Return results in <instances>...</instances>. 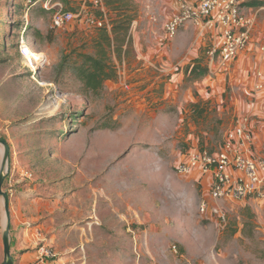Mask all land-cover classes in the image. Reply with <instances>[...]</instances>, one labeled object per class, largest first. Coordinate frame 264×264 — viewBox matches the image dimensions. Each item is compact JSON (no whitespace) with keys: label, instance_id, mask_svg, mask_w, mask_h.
Segmentation results:
<instances>
[{"label":"rangeland","instance_id":"374dc122","mask_svg":"<svg viewBox=\"0 0 264 264\" xmlns=\"http://www.w3.org/2000/svg\"><path fill=\"white\" fill-rule=\"evenodd\" d=\"M108 1V20L134 16L131 43L121 56L111 52L117 76L93 92L65 66L96 53V0H0V137L10 146L3 184L10 205L45 209L40 221L50 227L44 240L54 264H264V200L225 199L221 216L201 212L204 200L211 203L207 180L177 169L192 150L216 149L239 117L264 149V88L252 98L258 64L244 70L251 86L239 70L229 75L237 63L222 76L211 64L208 50L220 34L189 21L169 36L166 22L198 0ZM60 8L75 16L56 27ZM263 30L264 10L255 32ZM22 36L30 57L41 60L37 68L20 52ZM195 64L208 73H187ZM192 94L187 106L171 101ZM4 150L0 144V171ZM6 223L0 195V264ZM23 228L14 231L15 245L38 237ZM15 249L18 258L28 253L24 264L35 263L29 244Z\"/></svg>","mask_w":264,"mask_h":264},{"label":"built area","instance_id":"2783aa9c","mask_svg":"<svg viewBox=\"0 0 264 264\" xmlns=\"http://www.w3.org/2000/svg\"><path fill=\"white\" fill-rule=\"evenodd\" d=\"M96 4L105 9L103 0H96ZM243 4V0H198L194 3H182L179 11L166 22L165 29L173 37L184 23L191 21L220 34V39L208 50L211 64L218 75L232 70L239 56L256 45L259 61L254 72L252 98H255V93L264 88V30L257 42L253 41L258 15L264 10V5L249 9ZM74 16L71 11L56 9L53 23L60 27ZM100 22L102 25V21ZM19 48L26 64L31 67L36 64L37 68L41 60L30 57L31 48L25 36L21 37ZM177 169L182 174L198 171L203 178H207L211 203L204 200L200 205L201 212L212 209L221 216L223 209L218 203L225 199L235 202L247 198L264 200V149L260 147L247 117L237 119L235 125L224 133L218 148L211 151L192 150L184 155ZM38 252L34 264H54L55 252L51 247L42 244Z\"/></svg>","mask_w":264,"mask_h":264},{"label":"trees","instance_id":"16d2710c","mask_svg":"<svg viewBox=\"0 0 264 264\" xmlns=\"http://www.w3.org/2000/svg\"><path fill=\"white\" fill-rule=\"evenodd\" d=\"M110 3L111 1L106 4L103 2L104 10L99 5L101 7L100 16L97 17L102 21V25L98 26L96 53H83L80 63L75 62L76 64L65 66L74 72L76 78L84 84L86 91L99 92L103 89L105 81L116 78L117 69L111 63V52H117L121 56L125 52L124 48L131 43L129 27L134 16L118 13L114 19L108 20ZM114 9H119V7ZM37 32L39 33V31ZM186 72L199 78L204 77L208 73V69L201 64H195L193 67L187 66ZM199 105L200 103L194 104L195 108Z\"/></svg>","mask_w":264,"mask_h":264},{"label":"crops","instance_id":"0c3cea01","mask_svg":"<svg viewBox=\"0 0 264 264\" xmlns=\"http://www.w3.org/2000/svg\"><path fill=\"white\" fill-rule=\"evenodd\" d=\"M244 4H247L246 7L249 9H255L256 7H261V5H264V0H243ZM251 13V11H250ZM262 34V33H261ZM261 34L257 32H254V42H257V39H259V37L261 36ZM211 38H214L215 40H218V37L215 35V33H212ZM259 61V56L256 52V45L252 46L249 51H247L246 53H244L243 55H241V57L239 58L237 64L238 66L236 67V70L234 69V71L229 72V75L233 74V72L235 71H240L242 72V83H248L252 86L253 82H254V78L249 79V82L246 79V74L245 71L247 72L248 69H250L251 65H255L256 63L258 64ZM246 67H248L247 69H245ZM245 70V71H244ZM221 75V74H219ZM222 76V75H221ZM219 78V77H218ZM217 78V79H218ZM225 77H222V79L224 80ZM240 78V79H241ZM216 79V80H217ZM222 79L220 80V82H222ZM209 78H206L204 82H208ZM219 81V79H218ZM218 81H214V84L216 85ZM172 85V84H171ZM213 86V85H212ZM175 88H177L176 86H174ZM170 90H173L172 87L170 88ZM199 90V89H198ZM201 97H204L203 95ZM244 97V96H243ZM245 98V97H244ZM250 98V97H248ZM256 98V97H255ZM254 98V99H255ZM171 101L173 104L180 106H187L189 103L191 102H195V98L192 95H189L188 97L186 96L184 99L179 100L178 98H176V96H171ZM251 99V98H250ZM185 101V102H183ZM237 102V100H236ZM242 105V103H241ZM238 107H240V102L237 105ZM243 115V114H240ZM221 143V142H220ZM219 143V145H220ZM219 147V146H218ZM216 147V148H218ZM207 180V178H205ZM205 180V181H206ZM204 181V182H205ZM203 182V183H204ZM207 182V181H206ZM41 198H37V202L40 203ZM34 207H31L30 210L28 212L26 211H22V209H19L16 211L15 206H14V201L11 200V205H10V210H11V226H12V236H11V252H12V256L14 258L15 264L17 259H20V263L24 264L25 262H27V260L25 259V256L28 255V253L20 255V257L18 258V255H16V249L15 246L17 245V247L19 249H22L23 247H25L27 244H29L31 246V257H33V263L36 261V259L38 258V248L40 245L42 244H47L45 242L44 239L46 235L44 229H48L50 227H48L47 225H45L44 222H41L40 220H42L43 216H45V209H42V207H40V210L36 209V204H34ZM51 211V209H49V212ZM60 212L64 213L63 209L60 210ZM47 215V213H46ZM65 215V214H64ZM64 215L62 216V218L64 217ZM70 215V214H68ZM19 225H23V231L25 230V232H27L28 230L30 231L31 227H34L36 234L38 235V237L35 239L33 237H29V238H21V240L16 243V245L14 244V235L16 236V233L14 232L15 229H17V227H19ZM33 232V233H34ZM29 233H26V235ZM36 246H38L36 248ZM29 252V251H28ZM35 258V259H34Z\"/></svg>","mask_w":264,"mask_h":264},{"label":"water","instance_id":"95a60500","mask_svg":"<svg viewBox=\"0 0 264 264\" xmlns=\"http://www.w3.org/2000/svg\"><path fill=\"white\" fill-rule=\"evenodd\" d=\"M0 144L4 145V155L2 160V166L0 171V195L4 197V206L6 212V229L3 234V244H4V264H15L14 258L11 252V210H10V200L9 194L3 190V184L5 181V173L4 170L6 168V164H8L10 157V146L7 140L3 137H0Z\"/></svg>","mask_w":264,"mask_h":264},{"label":"bare ground","instance_id":"6f19581e","mask_svg":"<svg viewBox=\"0 0 264 264\" xmlns=\"http://www.w3.org/2000/svg\"><path fill=\"white\" fill-rule=\"evenodd\" d=\"M30 52H31V51H30ZM31 54L33 55V52H31ZM31 54H30V55H31Z\"/></svg>","mask_w":264,"mask_h":264}]
</instances>
